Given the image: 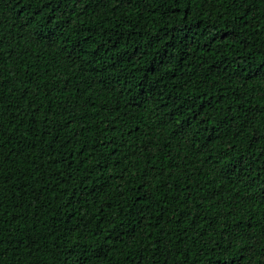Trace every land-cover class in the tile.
I'll list each match as a JSON object with an SVG mask.
<instances>
[{
	"label": "trees",
	"instance_id": "1",
	"mask_svg": "<svg viewBox=\"0 0 264 264\" xmlns=\"http://www.w3.org/2000/svg\"><path fill=\"white\" fill-rule=\"evenodd\" d=\"M0 264H264V0H0Z\"/></svg>",
	"mask_w": 264,
	"mask_h": 264
}]
</instances>
